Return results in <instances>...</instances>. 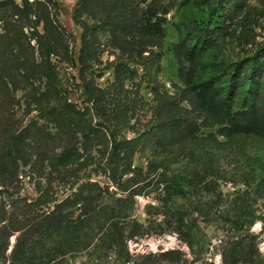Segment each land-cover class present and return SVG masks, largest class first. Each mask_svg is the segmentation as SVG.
Segmentation results:
<instances>
[{
	"label": "rangeland",
	"instance_id": "obj_1",
	"mask_svg": "<svg viewBox=\"0 0 264 264\" xmlns=\"http://www.w3.org/2000/svg\"><path fill=\"white\" fill-rule=\"evenodd\" d=\"M128 1L137 21L145 20L152 0ZM205 2L181 0L167 15L159 14L164 20L159 37L137 26L117 30L107 23L112 14L98 8L84 12L82 0H48L68 47L51 58L58 91L85 113L64 132L42 120V106L33 97L45 82L37 79L31 87L7 57L14 83L9 89L17 101L8 120L13 132L41 125L52 137L42 147L28 142V164L19 163L16 175L0 179V203L33 202L42 193L48 202H60L87 182L103 189L90 216L82 217L80 205L66 212L70 222L80 216L86 221L73 232L77 246L58 257V264H264V139L222 136L195 105L184 83L187 65L176 58L183 38L209 29L198 78H222L224 85L232 66L242 61L250 71L264 54V0ZM8 22L17 31L24 24ZM82 49L84 67L78 62ZM39 52L34 40L23 38L19 56L30 66L39 63ZM143 58L147 69L138 65ZM115 66L127 76L122 85ZM253 66L263 75L258 73L246 94L264 105V57ZM176 117L190 135L172 143L161 141V133L157 139L156 128ZM68 148L88 164L76 176L68 172L73 164L67 170L49 167ZM54 237L55 244L47 238L44 248L63 244L66 233Z\"/></svg>",
	"mask_w": 264,
	"mask_h": 264
},
{
	"label": "trees",
	"instance_id": "obj_2",
	"mask_svg": "<svg viewBox=\"0 0 264 264\" xmlns=\"http://www.w3.org/2000/svg\"><path fill=\"white\" fill-rule=\"evenodd\" d=\"M47 1L21 0V4L18 5L12 0H0V179L16 175L19 163L28 164V159L24 156L28 142L42 147L52 137L41 125L28 126L18 134L13 132L8 120L11 115L10 108H13L17 101L9 89L14 83L11 80L13 73L6 62L7 57L11 56L15 69L22 73L25 82L31 87L37 79L45 82L44 91L33 95L37 104L42 106V120L64 132L78 124L85 116V113L81 112L74 103L62 98L58 91L57 74L51 58L59 56L62 49L67 51L68 47L63 40L64 28L50 15ZM180 1L152 0L145 11L146 19L141 22L137 21V15L128 0H82V9L88 12L98 8L102 12L112 14L107 23L117 30L129 32L131 27L137 26L141 32L162 37L164 20L158 15H167ZM194 1L198 6L206 4V0ZM223 1L225 0H218L219 3ZM10 18H16L24 23L19 31L8 22ZM152 19L155 21L152 22ZM24 25L27 27V32H23ZM39 27L42 29L41 33ZM198 31L201 33L200 36L196 37L197 34L193 30L191 36L179 42L176 50V58L180 65L182 67L187 65L184 70V83L193 94L195 105L221 128L222 136L227 138L254 136L264 139V105L257 104L246 94V88L255 82L258 73L263 75L260 67L254 70L253 65L264 57V54L257 56V60L254 59L250 71L246 69V61L234 64L231 72L227 73L224 85L221 84L222 78L211 76L200 79L198 74L203 71L201 54L203 47L210 44L212 33L209 29L203 32L201 29L196 30ZM23 38L36 42L40 50L38 64L30 66L27 59L19 56ZM82 40L86 43L85 34L82 35ZM200 41L202 45H199ZM260 51L264 53V47ZM86 54L85 50L80 51L78 62L81 67L86 64ZM143 59L144 61L138 65L147 69L148 60ZM114 74L116 81L122 85L121 79L127 76L119 66L114 67ZM153 93L155 96L159 95L157 89H154ZM54 100H58L57 106H51ZM156 129L157 139L161 133L163 137L161 141L168 143L175 142L184 135H190V129L177 117L166 120ZM113 145L115 151L120 148L116 143ZM80 160L81 156L76 150L68 148L54 158L49 167L52 170H67L69 165L73 164L74 168L68 172L76 176L87 164ZM40 162L43 161L40 159ZM102 195L103 189L99 184L87 182L60 202L56 200L48 202L44 193L33 202L24 199L1 202L0 264H58V257H64L68 251L77 246L72 236L73 232L79 225L85 223L83 216H90L97 210V203ZM50 203L53 205L43 212L42 208L50 206ZM78 205L83 211L82 217L76 219L75 223L70 222L66 212ZM61 231L66 233L64 243L58 242L56 246L44 248L48 239L55 244L52 238L54 236L56 238ZM12 239L13 243H11Z\"/></svg>",
	"mask_w": 264,
	"mask_h": 264
}]
</instances>
